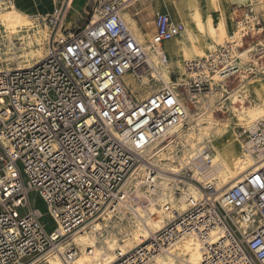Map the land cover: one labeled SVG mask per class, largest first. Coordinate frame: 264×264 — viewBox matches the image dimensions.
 <instances>
[{"label": "built area", "instance_id": "built-area-1", "mask_svg": "<svg viewBox=\"0 0 264 264\" xmlns=\"http://www.w3.org/2000/svg\"><path fill=\"white\" fill-rule=\"evenodd\" d=\"M13 2L0 0V7ZM126 4L94 0L83 20L67 26L73 0H55L53 12L45 15L46 55L0 70V264H38L50 251L73 264L77 250L68 245L73 233L109 210L146 206L160 194V167L151 162L160 149L177 158L176 170L166 169L171 190L161 202L171 217L136 248L118 251L112 264H146L186 235L201 243L199 264H264V163L223 188L214 175L211 143L184 156L180 135L187 127L185 103L218 86L215 76L224 83L262 77V69L249 61L258 51L261 58L262 49L236 46L233 38L236 30H242L244 42L261 34L262 17L248 8L225 43L205 57L184 60L188 76L181 81L171 68L173 82L164 86L154 74L155 59L170 60L165 42L185 24L158 13L147 51L121 13ZM129 75L152 91L140 97ZM238 133L264 159V120L239 125ZM183 189L198 193L187 196L182 210ZM33 192L45 211L32 206ZM46 217L55 224L51 230Z\"/></svg>", "mask_w": 264, "mask_h": 264}, {"label": "bare ground", "instance_id": "bare-ground-1", "mask_svg": "<svg viewBox=\"0 0 264 264\" xmlns=\"http://www.w3.org/2000/svg\"><path fill=\"white\" fill-rule=\"evenodd\" d=\"M260 1V3L264 4V0ZM132 2L133 0H126V3L131 4ZM128 5L126 4L124 7ZM16 6L11 4L9 7H0V38L6 41L5 46L7 49L4 54L6 56L12 55L11 59L16 63L14 66L10 65L11 63L5 65L8 69L29 65L35 59L44 57L47 53L46 43H48L50 35V28L45 21V17L31 16L20 11ZM198 6L199 4L196 2L195 10L191 9L189 17L182 19L186 23L184 31L179 36L165 42L172 59L170 61L155 59L156 70L159 73L154 72V74L162 81L164 86L173 82L170 74L171 68L174 66L178 68V81L185 79L188 76L183 69V61L185 59L190 60L202 57L206 50H213L218 45L225 43L226 38H229L228 17L223 14L218 19H215L211 14H208L204 19ZM252 9L254 10V7ZM122 15L131 30L135 32H133L135 36L142 42L144 48L149 51L148 37L150 34L142 33L141 29L130 17L127 9ZM233 38L238 39L236 46L244 43L242 30L236 31ZM16 41L20 42L21 47L17 48ZM239 53L241 52L239 51ZM247 55L248 51L245 50L242 53V59H246ZM143 80L144 83H148L147 78L144 77ZM214 80L218 86H212L197 99L193 97L189 99L194 109L191 108L188 101L185 103L187 108V127L183 129L180 135L184 136L185 139L184 156L205 142L212 144L215 149L213 156L214 175L218 184L226 188L230 185L238 184L247 173L260 168L264 163V159H257L250 149V143L247 140L246 143H243L239 134L231 132L232 126L229 122L221 123L215 112L222 110L226 105V101L230 100L227 109L237 118L238 125L249 126L256 121L264 120V80L260 79L254 82L250 79H245L233 90L225 88L226 83L221 81V77L215 76ZM128 81L132 84V89L136 91L135 89L139 85L137 79L129 75ZM151 91L145 89L142 96H139L145 97ZM214 140L217 141L216 145L213 142ZM164 150L160 149L154 152L153 156L156 158L151 161L152 164L160 167L159 172L162 177L160 194L156 197H150L146 206L136 205L133 209L124 207L109 210L105 214L104 219L95 221L92 226L83 227L73 233L68 244L77 250V258L73 264H112L118 258V251L121 254L129 252L142 244L149 234L158 231L164 226L165 219L171 217L170 213L165 212L161 208V202L171 190L169 187L171 176L166 174L169 172L166 169L169 168L170 171H175V166H172L177 160L173 151L165 152ZM141 169L143 167H140L135 174L140 173L139 170ZM140 180L137 178L135 184L139 185L141 183ZM197 193L194 189H183L179 207L182 210L186 209L187 196L189 194L196 195ZM170 200L176 203L173 196L170 197ZM116 213L125 215L129 213L128 216L132 221V228L130 227L129 231L125 229V237H122L121 240L114 234L111 235V230L108 229ZM154 215L158 216L155 218ZM105 219L106 223L104 224L101 221ZM111 226L115 227L116 224ZM45 256L47 260L43 264H64L61 257L55 252L50 251ZM201 260V243L195 237L186 235L162 250L146 264H199Z\"/></svg>", "mask_w": 264, "mask_h": 264}, {"label": "crops", "instance_id": "crops-1", "mask_svg": "<svg viewBox=\"0 0 264 264\" xmlns=\"http://www.w3.org/2000/svg\"><path fill=\"white\" fill-rule=\"evenodd\" d=\"M77 1L78 0H73V6L71 8L72 12H71V16L67 20V26H70V24L74 22L83 20L86 16V13L90 11L94 5V0H79L78 5H76L75 3ZM195 1L198 2L199 7H202L204 9V12L201 13L202 14L204 13L206 17L208 14H211L215 19H218L221 15L225 14L228 17L229 23H230V17L233 16L234 13H237V11L244 13L247 7L249 6V0H247L245 4L243 3L244 1L240 2V0H236L238 3H241L238 5L237 2H233L232 0H218L220 2L219 7L221 11L220 13H218V11L215 8H213L212 5L210 4L211 0H133L131 4L129 3L127 7H124L122 9V14L127 9L130 17L141 29L142 33L150 34V36L148 37L149 39L155 32L154 20H155V16L158 13H168L170 14L172 19L184 23V21L181 20L182 19L181 16L183 15L184 18L189 17V13L190 10L192 9V6L196 4ZM12 4H14L15 6L17 5L16 7L20 11L29 14L31 16L38 15L39 17H45V15L53 12L55 0H14ZM250 4L253 8L257 6L258 3L257 1L252 0V3L250 2ZM234 26L235 24L233 23L232 27ZM232 27L228 29L229 35L235 28ZM247 41L248 40H246V42ZM259 42L260 41L255 42L254 44H251L247 47L245 46V49L247 48L259 49V47L261 46ZM263 57L264 56H262V58ZM259 59L254 57L252 59H249V61L252 60L258 69H262L264 62H262ZM246 61L248 60H245L244 62ZM262 71L264 72V70ZM140 95L142 96V94Z\"/></svg>", "mask_w": 264, "mask_h": 264}, {"label": "rangeland", "instance_id": "rangeland-1", "mask_svg": "<svg viewBox=\"0 0 264 264\" xmlns=\"http://www.w3.org/2000/svg\"><path fill=\"white\" fill-rule=\"evenodd\" d=\"M216 1H218V0H215V2H214V0H211L210 1V4L212 5V7L213 8H215L216 10H218V9H220V7L218 6L219 4L218 3H220L219 1L218 2H216ZM233 2H237L236 0H232ZM255 1H257V6H255L254 7V12H255V14H257V15H259L260 14V16H262V19H264V4H262V3H260L261 1L260 0H255ZM250 2L252 3V0H249V6L247 7V9L248 8H252V6H251V4H250ZM78 3H79V0L75 3L76 5H78ZM244 3H246V1H244ZM238 4H241V3H238L237 2V5ZM254 4H256V3H254ZM195 6H196V4L194 5V6H192V10H195ZM219 7V8H218ZM198 8H199V10H200V12H204V9L202 8V7H199L198 6ZM246 9V10H247ZM221 11L220 10H218V13H220ZM243 14L244 13H241L240 11H237V13H234L233 14V16H231L230 17V23H229V28H231L232 26H233V23L234 24H236V20H240L241 18H242V16H243ZM181 15H182V13H181ZM204 19H205V15H204V13H203V16H202ZM181 18L183 19L184 17H183V15L181 16ZM181 19V20H182ZM184 24L186 25V23H185V21H184ZM194 24V23H193ZM235 27V26H234ZM234 27H232V28H234ZM237 31V30H236ZM229 35V34H228ZM0 36H1V34H0ZM226 40H228V38H226ZM246 40H248L247 42H246ZM246 40H245V46L247 47V46H249V45H251V44H254L255 42H258V41H260L261 43V46L259 47V48H261L262 49V52L264 51L263 50V48H264V31L261 33V34H256V33H254L253 35H250V36H248L247 38H246ZM4 40H2L1 38H0V68H6L5 67V65H7L8 63H11L10 65H12V66H14V65H16V63H15V61L14 60H12L11 59V56L12 55H5L4 54V51H6L7 49H6V46H5V44H6V41H4ZM4 43V44H3ZM16 43H17V48H19V47H21V44H20V42L19 41H16ZM47 44V43H46ZM47 46V45H46ZM164 49H165V51H166V53H167V56H168V58L171 60L172 59V57H170L171 56V54H170V51L166 48V45H165V47H164ZM244 49H245V47H244ZM169 52H168V51ZM207 52H208V50H206L205 51V53H204V55L202 56V57H205L206 55H207ZM260 52L261 51H258V52H256L257 54H256V58L257 59H259V57H260ZM10 56V57H9ZM261 56H264V53H262V55ZM5 57H6V59H5ZM3 58V59H2ZM1 60H3V61H1ZM169 60V61H170ZM174 60H175V58H174ZM185 60H187V59H185ZM259 60H261L262 62H264V57L262 58H260ZM7 61V62H6ZM173 68H175V69H178V68H176V66H174ZM262 70H264V65H263V67H262ZM179 72V71H178ZM263 75H264V73H262ZM179 75V74H178ZM262 75V77H242V78H233L232 80H230V81H227L226 82V84H225V88L227 89L228 88V90H233V89H235L236 87H238L239 85H240V83H242V80H245V79H250L251 81H257V80H260V79H262V80H264V76ZM163 85V84H162ZM133 87V86H132ZM153 87H154V84H153ZM157 87H160V85L159 86H157ZM155 88V87H154ZM145 89L147 90V89H150V87H147V88H143L141 85H140V83H139V85H138V87L135 89L136 91V93L137 94H142V93H144L145 92ZM141 91V92H140ZM190 105H191V108L192 109H194V107L192 106L193 104L189 101L188 102ZM230 103V100H227L226 101V105L224 106V108L222 109V110H219L218 112H215V115L221 120V123H224L225 121H227L226 123H228L229 122V124L232 126L231 127V132H235V133H237V134H239L238 133V126L240 125H238L237 123H238V120H237V118L235 117V116H233L234 114L230 111V110H228L227 109V106H228V104ZM247 103H249L248 101H247ZM239 104V103H238ZM230 120H232V121H230ZM242 139V141H243V143H246V140H244L243 138H241ZM214 142V144L216 145L217 144V141H213ZM212 145V144H211ZM175 199V198H174ZM30 200H31V204H32V206L33 207H37V208H39V209H41V210H43V211H45V204H44V202L40 199V197H39V195H38V193H35V192H33V193H31L30 194ZM22 212H23V210H22ZM128 214L129 213H127L126 215L125 214H114V217H113V220L110 222V226L108 227V229L109 230H111V235L112 234H114L115 236H117V237H119L120 238V240L122 239V237H125V231L126 230H130L131 228H132V221H131V218L128 216ZM124 216V217H123ZM132 216V215H131ZM155 216V218L158 216V215H154ZM122 220H121V219ZM47 223H48V228L51 230V229H53L54 228V226H55V224H54V222L52 221V219H50L49 217H46L45 219H44ZM101 222H103L104 224L106 223V219L104 220V221H101ZM118 222V223H117ZM115 225L116 224V228L115 227H113V226H111V225ZM122 227V228H121ZM131 227V228H130ZM120 228V229H119ZM126 229V230H125ZM119 230V231H118ZM121 231V232H120ZM124 234V235H123ZM84 258H85V256H83ZM44 263V261L43 262H41V263H38V264H43Z\"/></svg>", "mask_w": 264, "mask_h": 264}]
</instances>
